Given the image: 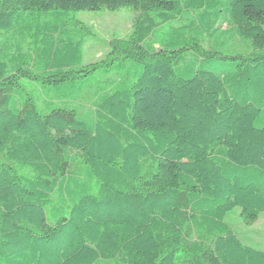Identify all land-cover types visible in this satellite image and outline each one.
I'll return each instance as SVG.
<instances>
[{
    "label": "trees",
    "instance_id": "16d2710c",
    "mask_svg": "<svg viewBox=\"0 0 264 264\" xmlns=\"http://www.w3.org/2000/svg\"><path fill=\"white\" fill-rule=\"evenodd\" d=\"M121 8L85 65L76 15ZM236 208L264 213V0H0V264H264Z\"/></svg>",
    "mask_w": 264,
    "mask_h": 264
},
{
    "label": "rangeland",
    "instance_id": "374dc122",
    "mask_svg": "<svg viewBox=\"0 0 264 264\" xmlns=\"http://www.w3.org/2000/svg\"><path fill=\"white\" fill-rule=\"evenodd\" d=\"M140 16L141 12L130 8H121L116 11L104 9L98 12H79L76 15V23L87 34L84 46V64H96L105 60L112 52L111 43L114 40L126 45ZM190 16L192 15L184 16L172 23V26L178 27L187 23ZM227 29L229 28L224 22L220 30L226 31ZM220 39L225 40V48L231 53H248L250 51V46L236 36L225 35ZM216 44L214 39H210L205 42V47L214 51ZM155 47L158 48V44H155ZM107 79V77H100L102 83H106ZM94 93L95 87H92L91 91H86L75 100L58 102L57 104L76 109L81 116L90 118L93 115ZM71 153L80 155L78 151H71ZM225 221L244 244L264 250V213L259 216L255 223L246 225L240 217V208H236L226 216Z\"/></svg>",
    "mask_w": 264,
    "mask_h": 264
}]
</instances>
